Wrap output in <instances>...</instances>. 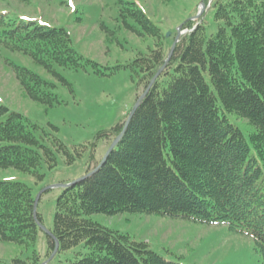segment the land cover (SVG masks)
Returning a JSON list of instances; mask_svg holds the SVG:
<instances>
[{"label":"trees","instance_id":"16d2710c","mask_svg":"<svg viewBox=\"0 0 264 264\" xmlns=\"http://www.w3.org/2000/svg\"><path fill=\"white\" fill-rule=\"evenodd\" d=\"M209 7L217 24L214 34L207 35L202 22L183 24L181 30L188 33L178 40L104 165L60 189L45 259L56 241V253L82 243L83 257L68 264H181L85 218L140 213L226 225L250 237L264 261V0H213ZM130 13L140 27H135L138 35L159 38V29L140 10ZM0 43L64 84L57 68L78 70L89 65L94 74L103 76L118 70L89 60L84 65L62 28L6 14H0ZM167 55L159 41L150 55H141L128 66L142 93ZM14 68L30 99L50 107L57 103L51 83L25 68ZM231 114L253 128L247 138L228 121L226 115ZM124 124L100 137L112 142ZM39 130L0 104V169L41 179L38 170L52 169L57 154L66 164L75 161L55 135ZM34 199L28 186L0 181L1 241L35 244L41 218L37 211L33 216ZM44 261L34 254L31 263L13 260L12 264Z\"/></svg>","mask_w":264,"mask_h":264},{"label":"rangeland","instance_id":"374dc122","mask_svg":"<svg viewBox=\"0 0 264 264\" xmlns=\"http://www.w3.org/2000/svg\"><path fill=\"white\" fill-rule=\"evenodd\" d=\"M212 1L71 0L69 3V0H0V14L65 30L71 48L82 58L84 65H87L85 60H89L106 68L118 67L111 75L104 76L94 74L89 65L78 70L57 68L64 84L29 57L11 52L0 43V104L37 125L40 129L37 133L55 135L75 156V161L69 165L62 154H57L52 169L42 166L38 170L41 179L12 168L0 169V181L22 183L35 197L46 190L37 205L44 230H39L33 246L0 240L1 263L12 264L13 260L31 263L34 254L47 264H68L83 257L86 251L81 243L45 259L46 232L53 228L55 203L60 194L58 186L75 182L92 170L111 143L110 137L106 139L100 135L126 121L143 91L137 86L135 72L128 68L130 63L141 55H150L159 41L168 53L174 38L180 40L188 33V29L181 30L186 22L195 25L202 22L207 35L214 34L217 24L213 20V9L209 7ZM133 9L140 10L159 29V38L136 33L135 27H140L131 16ZM15 66L51 83L57 103L50 107L30 99L17 80ZM123 66L127 68H121ZM226 116L247 138L253 130L247 121L234 114ZM85 218L126 235L131 241L147 244L151 251L168 261L264 264L253 240L226 225H206L188 219L140 213L92 214Z\"/></svg>","mask_w":264,"mask_h":264},{"label":"water","instance_id":"95a60500","mask_svg":"<svg viewBox=\"0 0 264 264\" xmlns=\"http://www.w3.org/2000/svg\"><path fill=\"white\" fill-rule=\"evenodd\" d=\"M201 10H203V4H201ZM178 29H180V28H178ZM167 36H168V35H167ZM176 43H177V38L174 39V41H173V43H172V45H171V48H170V51H169L168 57H167V59L165 60L163 66H162V67L156 72V74H155V75L153 76V78L150 80V82H149L147 88L145 89V91H144V92L138 97V99L136 100L135 104L133 105L131 111H130L129 114H128V117H127V119H126V121H125V124H124V127H123L121 133H120V134H119V135L113 140V142L110 144V146H109L107 152H106L105 155L103 156V158H102L101 162L98 164V166H97L94 170H92L90 173H88L87 175H85L83 178H81V179H79V180H77V181H75V182H72L71 184L60 185V186H58V188L64 189V188H66V187H68V186L74 185L75 183H77V182H79V181H81V180H83V179H85V178H88V177L92 176L93 174H95V173H96V172H97V171H98V170L104 165V163H105V161H106L108 155H109L110 152L114 149V147H115L116 144L118 143L119 139L122 137L123 133L125 132V129H126L128 123H129L130 119L132 118L133 114L135 113V111H136V109H137V107H138L140 101H141V100L145 97V95L148 93V91H149L150 87L152 86L153 82L156 80V78L159 76V74H160L161 71L164 69L165 65L167 64L169 58L171 57V54L173 53V50H174V48H175ZM45 191H46V190L40 192V193L35 197V199H34V203H33V216H35V214H36V208H37V205H38V201H39V199H40V196H41V194L44 193ZM40 229H41V230H44L41 226H40ZM46 235L51 236L49 232H46ZM51 237H52V236H51ZM57 250H58V245H57V242L55 241V246H54V251H53V253H52V256L56 253ZM47 263H48V262L46 261V262H44V263H42V264H47Z\"/></svg>","mask_w":264,"mask_h":264},{"label":"snow or ice","instance_id":"6c2138e0","mask_svg":"<svg viewBox=\"0 0 264 264\" xmlns=\"http://www.w3.org/2000/svg\"><path fill=\"white\" fill-rule=\"evenodd\" d=\"M69 3H71V0H69Z\"/></svg>","mask_w":264,"mask_h":264}]
</instances>
